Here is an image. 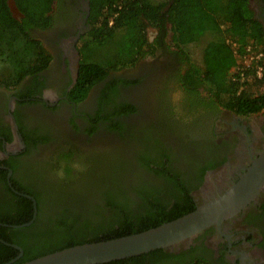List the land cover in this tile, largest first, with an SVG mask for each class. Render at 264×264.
Returning a JSON list of instances; mask_svg holds the SVG:
<instances>
[{"label":"trees","instance_id":"1","mask_svg":"<svg viewBox=\"0 0 264 264\" xmlns=\"http://www.w3.org/2000/svg\"><path fill=\"white\" fill-rule=\"evenodd\" d=\"M54 1L14 0L19 19L14 16L9 0H0V63L8 71L0 84L15 87L27 76L39 78L48 67L50 58L32 39L29 27H44L50 23ZM90 5L92 28L80 41L79 77L72 91L74 100L85 99L90 89L104 81L111 72L132 66L144 56L155 55L159 44L172 32L176 50L173 51L170 44L162 49L176 58L169 81L178 82L184 92V102L200 98L199 88L208 86L207 92L218 99L216 108L222 107L246 117L264 109V28L256 19L251 0H90ZM148 23L159 31L153 42L148 37ZM19 38L22 39L19 41ZM15 41L18 45H13ZM200 42H205L201 58L193 59L195 52L191 50ZM239 58L252 61L246 66L239 64ZM177 63H186L184 74ZM10 72H14L13 78L6 80ZM117 81L120 80L107 83L103 93L108 97L115 94L114 83ZM127 106L129 104H122L113 115L135 113V108L127 109ZM107 117L111 120L112 130L124 132L122 142L113 146L117 151H123L117 153L118 156L126 150L137 153L132 148L140 146V153L132 158L137 160L147 177L131 181L129 175L115 172L110 163L116 157L112 154V146L109 153L99 151L87 159L68 154L70 164L77 162L78 166H60L62 175L59 174L61 178L58 180L61 184L73 183L70 185L74 201L69 204L66 197L50 189L14 186L19 192L36 197L38 202L46 199L50 210L45 221H41L38 214L36 221L23 226L33 219V201L15 193L7 173L0 172V183L8 197V200L0 201V239L24 249L23 256L11 264H24L77 245L139 234L196 210L190 194L203 181L206 170L216 165L209 161L202 164L199 159L191 164L198 152L192 146L200 142L211 145V148L215 144L213 140L197 139L196 136L187 140V134H175L171 129L175 123H170V127L162 118L157 126V137L147 130L140 132L139 137L135 130L124 129L121 122L114 121L111 114ZM201 124L199 121L198 126ZM150 126L155 128L154 124ZM97 127L93 125L92 131ZM170 132L178 136L180 145H183L181 153L189 159L187 164L197 165L188 176H185V168L181 172L174 169V160L177 162L178 159H174L175 153H171L173 148L164 149L163 137L171 135ZM135 141L140 145H135ZM186 141L187 144H183ZM121 165L126 171L135 163ZM91 169L95 170L87 176ZM133 174L138 173L135 170ZM47 184L48 181L45 186L52 187ZM19 254V250L0 241V264L12 262ZM184 254L174 255L161 249L106 264H185L180 263Z\"/></svg>","mask_w":264,"mask_h":264},{"label":"flooded vegetation","instance_id":"2","mask_svg":"<svg viewBox=\"0 0 264 264\" xmlns=\"http://www.w3.org/2000/svg\"><path fill=\"white\" fill-rule=\"evenodd\" d=\"M253 10L256 19L264 28V0H254ZM12 11L14 16L20 19V15L13 9ZM90 14V0H55L50 23L44 27L32 25L29 27L32 39L40 44L50 58L48 67L39 74V78L27 76L17 86L10 88L6 86L2 88L0 85V172L7 173V179L10 176V187L16 191L15 193L25 198L31 196L35 199L37 205V210L34 206L35 221L38 214L41 215V221H45L44 217L50 213L47 200L43 198L41 202H38L36 197L19 192L17 187L33 185L38 188V182L45 184L48 181L49 186L53 189L57 188V190H50L63 198L66 197L65 200H69L68 203L71 204L75 199L70 185L73 183H68V186L67 183L61 184L58 180L61 178L59 174L62 175L60 166H78L77 162L70 164L67 155L76 154L81 158L84 156L83 159L92 156L79 152V145L83 141L87 142L86 140L99 141L98 146L101 147L112 139L111 143H107L109 146L104 145L108 148L117 146L119 144L117 142L122 140H118L114 133L96 139V132L111 123L107 117L108 113L116 112L122 104H129L127 109L133 107L135 113L131 112L118 117L112 113V118L114 121L121 122L124 129H132V126L141 128L146 121V109L150 112L155 111L151 103H156L155 107L157 104L161 105L158 102L166 103L163 100V98L166 99L163 90L158 91L156 95L157 85L159 83L178 84L173 80L169 81V71L174 68L176 58L174 55L163 52L162 49L168 45V35L159 44L160 48L155 53H163L160 58L162 61L155 60L147 64L139 61L134 66L136 71L131 70L121 74L111 72L104 81L90 89L85 99L74 100L72 91L79 77L80 41L92 28ZM158 34L157 30L155 39ZM164 63L167 66L166 71L162 67ZM177 66L179 68L183 65L177 63ZM111 74L115 75L110 76ZM114 80L120 81L114 83L115 94L108 97L103 93V89L107 83ZM201 89L200 87L199 91L202 93L200 98L191 102H184V100L181 102L184 106L183 118L188 119L184 120L187 133L183 131V136L187 134V140H192L194 136L197 139L204 137L215 143L211 148H209L211 145L200 144V142L192 146V149H198V152L191 164L199 159L202 164L209 161L216 165L206 170L203 181L190 194L195 209L215 199L238 182L264 146V122L258 128L260 132L256 133L252 125L244 123L246 116L236 115L222 107L216 108L219 104L218 99L216 100L214 96L207 94L206 90ZM32 91H34L33 95H31ZM149 95H151V102L148 101ZM209 100L213 102L209 103ZM226 115H231L230 123L223 119L227 117ZM11 116H14L17 121L18 134L22 139L16 137ZM68 116H71V122L67 120ZM93 120H98L97 124H92ZM199 121L202 122L201 126H198ZM79 122L87 124V130H83L81 126L79 128L78 125H76L77 130L72 129V126ZM177 122L178 120L174 121L175 124ZM219 124L231 125L221 129ZM93 125L98 128L95 133H90L89 131L93 132ZM170 134L163 137L166 145L164 149L173 148L171 153H175L174 159H178L177 162L174 160V169L181 172V169L185 168L187 172L185 176H188L191 169L197 168V165L192 167L187 164L189 159L183 157L181 153L183 145H180L178 136H174L171 132ZM28 139L29 143H27ZM183 144H187V141ZM83 146L85 147V144ZM72 161L77 160L72 159ZM74 184L81 185V183ZM7 198L6 191L0 183V201L4 202ZM40 209L41 213H39ZM6 245L20 251L14 262L23 256L24 249L19 245L10 243ZM165 251L174 255L185 253L184 260L180 261L185 264L192 262L264 264V192L239 214L224 221L221 228L209 227L185 243Z\"/></svg>","mask_w":264,"mask_h":264},{"label":"water","instance_id":"3","mask_svg":"<svg viewBox=\"0 0 264 264\" xmlns=\"http://www.w3.org/2000/svg\"><path fill=\"white\" fill-rule=\"evenodd\" d=\"M11 118L16 137L22 139L18 134L17 121L14 116H11ZM8 182L11 186L10 176ZM263 192L264 146L238 182L215 199L199 206L195 211L183 217L139 234L73 246L24 264H106L141 256L156 250L173 249L209 227L221 228L224 221L239 214L253 201L257 200ZM26 197L34 201L37 210L35 199L31 196ZM36 210L34 219L36 218ZM31 223L32 221L23 226H29ZM0 241L7 244L2 239Z\"/></svg>","mask_w":264,"mask_h":264},{"label":"rangeland","instance_id":"4","mask_svg":"<svg viewBox=\"0 0 264 264\" xmlns=\"http://www.w3.org/2000/svg\"><path fill=\"white\" fill-rule=\"evenodd\" d=\"M156 2H160V1H167V0H155ZM257 1V0H256ZM9 2H10V5L12 6V9L15 11V13L16 14H19V12L17 11V8L15 7V4H14V0H9ZM251 7H252V9H254V0H251ZM149 32V37L150 38H152V40L156 37V35H157V28H155L154 27V25L153 24H151V23H148V25H147V33ZM22 38H19V41L21 40ZM24 40V39H23ZM168 44H170V46H171V49L173 50V51H175L176 50V45H175V42L173 41V34H172V32H170L169 33V40H168ZM13 45H18V43L15 41L14 42V44ZM204 45H205V42H200L199 43V45L198 46H194L193 48H192V50L191 51H194L195 53L193 54V59L194 58H201V51L203 50V47H204ZM14 49H12L11 51H13ZM163 54V53H162ZM162 54H160V53H158V54H155V55H147V56H144L143 58H141L139 61H144L146 64L147 63H150V62H152V61H157V62H160V61H162V60H160V58H161V56H162ZM191 54V53H190ZM170 55H172V54H170ZM253 59V58H252ZM138 61V62H139ZM163 61H167V60H163ZM251 61L252 60H250L249 58L247 59H240L239 58V64H244V65H246V66H248L250 63H251ZM137 62V63H138ZM191 62V61H190ZM136 63V64H137ZM136 64H134V65H132V66H129V67H123V68H120L119 70H117V71H115L114 73H116V74H121V73H124V72H126V71H131V70H135L136 71V69H134V66L136 65ZM158 66H159V64H157ZM183 66H181L182 67V69H183V74H184V72H185V68H183L185 65H186V63H184V64H182ZM163 68H164V71H166L167 70V66H165V63H164V65L162 66ZM180 67V68H181ZM174 69V68H173ZM173 69H171L170 71H169V73L170 74H172L173 73ZM238 70V68L237 69H235V71H237ZM8 73V71H7V69H6V66H4V64H2V63H0V81L2 82L3 81V75H5V74H7ZM12 73V74H11ZM13 73L14 72H10L8 75H7V78H6V80H10V79H12L13 78ZM115 75V74H114ZM114 75H110V76H114ZM14 76H15V74H14ZM173 82H177L176 80H173ZM168 85H164V83H159L158 85H157V87H156V95H157V93H158V91H160V90H163L164 91V93L166 94V99H164L163 98V100H165L166 101V103H164V101H162V103L161 102H158V103H160L161 105H158L157 104V107H155V104L156 103H151L152 104V106L155 108V111H151L150 112V110L149 109H146V111H147V116L145 117L146 119V121H145V123H144V125L141 127V128H135V127H133L132 126V129H128L129 131H131V130H135V129H137V130H135L136 131V133H137V135H139V133L140 132H143V131H145V130H147V131H151V133L153 134L154 133V135L157 137V132L159 131L158 129H157V126H159L160 124H161V120H160V118H162L163 119V121H165V122H168V123H166L167 125H170V123L172 124V123H174V120H178V122L175 124V125H173L174 126V128L176 127V129H174L171 125V129L174 131V133L176 134V133H179V134H183V131L184 132H187V130L185 129V119H187L186 117H185V119L183 118L184 117V114H183V112H182V109L184 110V106L182 105V101L184 100L183 99V96H184V92L179 88V86L178 85H172L171 83H167ZM1 85V87L2 86H5V85H2V84H0ZM7 87V86H6ZM2 88H4V87H2ZM8 88V87H7ZM208 88V86L207 87H205V89H206V91L208 90L207 89ZM204 88H203V91L205 90ZM202 90V89H201ZM209 91V90H208ZM33 93H34V91H32V94L31 95H33ZM207 94H210V93H208L207 92ZM169 99H168V98ZM153 99V98H152ZM148 101H150L151 102V95H149V100ZM154 101V100H153ZM149 102V103H150ZM21 103V102H20ZM183 106V107H182ZM165 111L167 112V114L165 113ZM113 112H109L108 114H112ZM165 115V116H164ZM227 117H224L223 119L226 121H228L229 123L231 122V115H226ZM70 118H71V116H68L67 117V120L69 121V122H71L70 121ZM188 120V119H187ZM96 121H92V124H94ZM246 122V123H245ZM262 122H264V109L262 110V111H260L259 113H256V114H254V115H252V116H249V117H246L245 118V121H244V123L245 124H250V125H252V128H254V129H256V133H258V132H260V130H258V128H260V125H261V123ZM152 124H154V127L155 128H153V127H151L150 125H152ZM76 125H78V127L80 128V126H81V128L83 129V130H87V124H82V122H79V124H75L74 126H72V129H74V130H77L76 128H77V126ZM231 124H228V125H225V124H219V127H221V129H223V128H227L228 126H230ZM98 128V127H97ZM263 127L261 126V129H262ZM169 131V130H168ZM262 131V130H261ZM90 133H95L96 132V130L94 131V132H91V131H89ZM156 132V133H155ZM111 133H114V136L115 137H118L117 139H120V140H123V138L121 137V136H124L123 134H124V132L123 133H121L120 131H114V130H112L111 129V125L109 124V125H105L104 127H102L101 129H99V131H97L96 132V139H101V138H104L105 137V135L106 136H108V135H113V134H111ZM87 135H89V134H87ZM141 135V134H140ZM140 135H139V137H140ZM94 139H95V137H93ZM83 141V140H82ZM87 142H85V141H83L82 142V144L81 145H79V152H84V153H86V154H90V155H92L93 156V154H95V153H97V152H107V153H109L108 151L111 149V147H109L108 148V144L107 143H111L112 142V139H109L106 143H104V144H106V145H108V146H105L104 144H102V146L101 147H99L98 146V143H99V141H94V140H86ZM132 141H134L133 139H132ZM89 142V143H88ZM102 142V141H101ZM135 145H140L139 143H138V141H135V142H133ZM85 144V147L83 146ZM113 147V146H112ZM132 149H134V150H136L137 151V153H140V146H135V147H133ZM121 152H123V151H121ZM120 151H117V148H114V149H112V154L113 155H115L116 157L115 158H113L112 160H110V163H111V165H112V167H113V170L115 171V172H121V175H127V177H128V175H129V179L131 180V181H133V178H134V180L135 179H137V178H141V177H144V176H146L147 177V174H145V173H143L144 172V170L142 169V168H140V166H139V164L137 163V160L135 161L133 158H132V155H134L135 157H137V153L136 152H130V150H126L125 151V153H122V154H119V156H118V154L117 153H121ZM106 154V153H105ZM122 163H135V165L134 166H131L130 168H129V170H126V171H124L123 170V167H122ZM80 165V164H79ZM106 170H107V168H105ZM95 169H91L90 170V172L87 174V176L89 175V174H91L93 171H94ZM137 171V173L138 174H133V171ZM38 184H39V187H40V189H53V187H46L45 186V184H42V183H40V182H38ZM48 186H49V184H47ZM125 188H127V186L125 187ZM79 189H81V188H79ZM53 190H57V188H55V189H53ZM88 196V195H87ZM89 198H91V199H95L93 196H90Z\"/></svg>","mask_w":264,"mask_h":264},{"label":"crops","instance_id":"5","mask_svg":"<svg viewBox=\"0 0 264 264\" xmlns=\"http://www.w3.org/2000/svg\"><path fill=\"white\" fill-rule=\"evenodd\" d=\"M148 37H149V32H148ZM150 42H153L155 38L152 40V38L149 37Z\"/></svg>","mask_w":264,"mask_h":264},{"label":"built area","instance_id":"6","mask_svg":"<svg viewBox=\"0 0 264 264\" xmlns=\"http://www.w3.org/2000/svg\"><path fill=\"white\" fill-rule=\"evenodd\" d=\"M261 75V74H260Z\"/></svg>","mask_w":264,"mask_h":264}]
</instances>
